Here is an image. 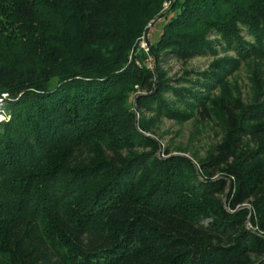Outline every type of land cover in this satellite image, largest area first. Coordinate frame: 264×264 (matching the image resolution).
I'll return each mask as SVG.
<instances>
[{"label": "trees", "instance_id": "trees-1", "mask_svg": "<svg viewBox=\"0 0 264 264\" xmlns=\"http://www.w3.org/2000/svg\"><path fill=\"white\" fill-rule=\"evenodd\" d=\"M263 61L264 0H0V264H264ZM216 103L203 162L160 151Z\"/></svg>", "mask_w": 264, "mask_h": 264}, {"label": "rangeland", "instance_id": "rangeland-1", "mask_svg": "<svg viewBox=\"0 0 264 264\" xmlns=\"http://www.w3.org/2000/svg\"><path fill=\"white\" fill-rule=\"evenodd\" d=\"M157 36L156 30H153L149 40L153 43ZM142 43L139 45V48L144 52L146 47ZM218 57L221 58L220 55ZM211 61V59L200 58L199 60L189 61L184 66L173 62L164 66L163 71L167 74V78L174 80V78L182 76L187 71L201 72V70L210 65ZM260 63L261 67L258 68V71L262 72L264 76V61ZM255 72H257V68L240 67L237 72H233V74L228 76L222 94L225 97L235 98L239 101L240 106L247 105L252 100V94L259 86L257 78H255L257 83L253 81ZM254 77L259 78V75L256 74ZM219 95V90H215L212 97L215 99ZM219 105L217 103L214 104V108L210 111L213 114L210 116V120L201 121V119L194 116L189 121L183 123L168 122L163 119L156 123L153 132L157 143L160 144V151L165 150L170 157H183V159L192 161L193 163L203 162L209 156L208 153L222 141L224 136V127L219 117L221 115ZM147 120H150V118ZM4 121L8 122L7 118L0 113V123ZM247 145L252 148L251 144ZM242 210L249 211L250 208L244 205L242 206ZM249 217L250 212L247 215L246 221H248Z\"/></svg>", "mask_w": 264, "mask_h": 264}, {"label": "water", "instance_id": "water-1", "mask_svg": "<svg viewBox=\"0 0 264 264\" xmlns=\"http://www.w3.org/2000/svg\"><path fill=\"white\" fill-rule=\"evenodd\" d=\"M153 25V23H149L148 25H147V27L145 28V31H144V36H142V42H143V44H144V46L146 47V48H148V44H147V33H148V31H149V29H150V27Z\"/></svg>", "mask_w": 264, "mask_h": 264}]
</instances>
